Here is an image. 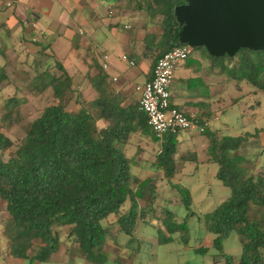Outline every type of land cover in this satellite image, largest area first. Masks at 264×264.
Segmentation results:
<instances>
[{
	"label": "trees",
	"instance_id": "obj_1",
	"mask_svg": "<svg viewBox=\"0 0 264 264\" xmlns=\"http://www.w3.org/2000/svg\"><path fill=\"white\" fill-rule=\"evenodd\" d=\"M107 1L117 15L145 11L146 23L161 17V30L154 28L155 24L145 29L144 50L139 57H151L154 68L168 51L184 45L178 37L181 26L175 7L185 0ZM47 48L43 47L34 66L27 63L24 68H15L13 79H9L5 67H0L1 88L15 84L23 75L33 96H42L49 89L53 96V103L28 123L17 143L1 128L17 122L14 114L22 100L13 95L1 107L0 199L10 215L5 233L14 257L44 262L67 244L68 250L76 246L77 253L87 260L104 263L108 243L128 247L132 254L141 252L144 239L139 231L144 226L155 230L158 244L188 245L190 218L195 216L203 230L196 246L211 234L212 246L224 264H264V166L257 168L262 149L255 158L242 153L244 146L259 140L261 129L239 135L212 129L203 120L212 116L209 105L208 115L192 116L203 126L200 134L208 142V164L218 165L216 178L231 191L216 209L198 215L192 208L191 188L176 180L180 167L198 159L196 152L178 155L180 132L170 131L159 137L140 102L124 105L122 95L112 89L104 71L90 77L86 85H76ZM193 51L186 59L189 64ZM199 53L198 75L191 77L190 83L202 80V62L208 59L209 73L226 74L230 80L247 82L255 92H264V50L243 48L233 57H215L205 48ZM87 88L95 89L93 99L87 98ZM171 106L191 116L172 100ZM136 135L159 145L152 161L153 174L146 177L134 171L139 155L127 151ZM158 181H165L168 188L159 191ZM175 197L188 211L185 216L173 208ZM61 230H66L64 235ZM121 236L128 238L126 244L120 243ZM232 236L239 239V254L225 247ZM195 250L205 254L209 248ZM115 264L127 263L120 256Z\"/></svg>",
	"mask_w": 264,
	"mask_h": 264
},
{
	"label": "crops",
	"instance_id": "obj_2",
	"mask_svg": "<svg viewBox=\"0 0 264 264\" xmlns=\"http://www.w3.org/2000/svg\"><path fill=\"white\" fill-rule=\"evenodd\" d=\"M130 16L138 22L142 19L139 15L134 17L133 12L117 15L116 10L111 8V4L107 0H0V67H5L6 71L8 67H13L14 74L15 68H24L27 63L34 66L35 60L40 56L39 53L46 46L62 62L76 85H86L90 77L104 71L112 89L122 95L124 105L139 103L140 94L136 90V86L151 80L154 66L147 58H139L144 50L141 40H139L143 39L145 32L142 23H138L137 28H134L132 24H125L126 31H120L122 19ZM122 44L129 48H122ZM138 44L140 47L137 48ZM9 53H11L10 56ZM200 54L197 59H201ZM124 55L127 56V59H124ZM131 61H134V64H131ZM103 64H106L107 68L104 69ZM204 72L208 74L203 65V71L200 72L202 80L197 81L201 85L209 84L203 75ZM175 73L174 81L178 78V74L186 82L188 88L195 86L189 82V79L198 75L197 70L193 69L187 61L181 63ZM187 82L190 83V86ZM91 89L87 88L88 91L86 90L87 98L91 96L88 98L89 100L95 97V89ZM88 92H92L93 95ZM179 92L180 89L178 90L173 82L171 87L172 103L191 116L197 115V113L208 115L207 98L199 94L193 97L183 94L179 96ZM220 118L219 115H212L209 118L208 116L204 117L203 120L212 129H218L216 122ZM199 126L202 125L197 123L195 128L187 131L188 136L179 137L180 152L178 155L196 152L198 159L194 162H199V154L196 150L198 145L189 146L186 145V142L193 140L196 142L199 137L203 136L200 134ZM203 137L206 139L205 136ZM207 145L206 139V148ZM205 162H207V158ZM9 219L10 215L6 222L0 221V264H115V260L120 256L125 259L127 264H198L187 259L182 263L176 262L173 257L165 260L168 255L174 256V249H164L161 253H156L153 251V246H150V250H148L147 241L149 239H144L145 235H142L141 231L140 238L142 241L144 239L141 252L132 254L128 247H119L108 243L105 246L108 258L104 263L87 260L77 253L76 246L72 250H68L67 244L61 245L50 260L32 262L30 259L12 255L11 241L5 233V224ZM143 228L149 227L144 226ZM127 241L126 236L120 237L121 244H126ZM180 247L179 244L175 250H180ZM200 247L209 248L204 255L213 256L215 264H224L219 252H212L211 234H206L203 241L199 242L197 246L195 245L194 251L196 252L195 248ZM153 258L157 260L151 262Z\"/></svg>",
	"mask_w": 264,
	"mask_h": 264
},
{
	"label": "rangeland",
	"instance_id": "obj_3",
	"mask_svg": "<svg viewBox=\"0 0 264 264\" xmlns=\"http://www.w3.org/2000/svg\"><path fill=\"white\" fill-rule=\"evenodd\" d=\"M133 13L135 15L134 17H138L137 15H139L142 18L139 21L142 23L141 25L144 30L148 27L152 28L154 24V28L156 27L161 30V17L156 18L155 21H149V23H146L147 14L145 11H136ZM121 22V32L126 31L124 28L125 24H132L134 28H137L139 26L138 23H140L135 21L132 16L129 18L124 17ZM139 40H141V44L143 45V39L140 38ZM121 47L124 49L129 48L125 44H122ZM136 47L138 48L140 45L138 44ZM193 49L194 51L192 53L190 65H192V68L194 69L196 67L199 68L200 66L201 61H198L197 57H199V51L204 48L200 47ZM10 55L11 53H9V56ZM148 61H151V57H148ZM209 63L208 59H203L202 64L204 65V70L207 72L210 65ZM12 71L13 67L7 68L10 79H13L14 74ZM203 75L207 78L206 81L209 82L210 86L209 84L201 85L194 80L191 83L195 84V86L191 87L190 83L187 82L190 86L188 88L186 82H184L177 74L178 78L174 82L175 87L178 90L180 89L178 95L180 96L183 94L184 96L188 95L193 97L199 94L202 97L207 98L206 100L210 107L209 111L211 114L221 116L220 120L216 122V127L226 134L239 135L244 134L245 132L255 133L257 129H261L259 140H253L252 143L244 146L242 148V153H251L253 154L251 156L255 158L256 154L262 149V155H260L257 168L264 166V92H255V88L247 82L244 81L238 83L234 80H230L227 78L226 74L218 75L215 72H208V74L204 72ZM24 77L25 76L22 75L15 84H6L3 88H1L0 85V118L3 113L1 107L8 97L17 95L22 100L14 114V118L17 122L10 128H1V130L10 136L16 143L25 135L28 123L38 117L47 105L53 103L52 89H49L42 96H33V94L27 89L28 79L25 80ZM90 97L91 96L88 98ZM187 131L188 130L181 131L179 137L183 138L188 136ZM186 145H198L196 150L199 154V162H189L183 169L179 166L181 172L176 176V180L181 181L191 188L194 197L192 208L198 215H202L216 209L221 202L230 195L231 191L216 178L215 173L217 172L218 165L205 162L207 158L206 139L201 136L196 142H194V140L186 142ZM158 150L159 145L153 142L150 138L137 135L133 137V143L127 147V151L129 155H139L137 166L134 171L141 177L153 174V170L151 169L152 161L155 159ZM7 157L6 154L5 158L7 159ZM178 165H180V163ZM165 188H168L167 183L165 181H158L159 191H162ZM174 199L176 204L173 208L180 216H185L188 211L184 209L183 206L179 205V198L175 197ZM8 216L9 213L6 210V203L4 200L0 199V221L6 222ZM111 219L113 220L115 217H112ZM190 227L191 238L189 245L180 244V250H175L179 245L177 242L169 245L158 244L157 239L153 237V234H155L153 231L155 230L152 227L142 228L143 230L140 229V231L142 235H145L143 237L144 239H149L147 241L148 250H150V246H153V251L156 253H161L164 249H174V256L168 255L165 257V260L172 259L170 257H173L176 262L181 263L187 259L198 264H215L213 256L204 255L194 251V246L196 242L199 241L200 234L202 233L203 235V230L201 232L197 217L192 216L190 218ZM65 231L66 230H61V234L64 235ZM237 241H239L238 237L232 236L225 243L226 249L232 253L239 254L241 251V245H239V242L237 243ZM212 249V252H217L214 247ZM156 260V258H153L151 262H155Z\"/></svg>",
	"mask_w": 264,
	"mask_h": 264
},
{
	"label": "water",
	"instance_id": "obj_4",
	"mask_svg": "<svg viewBox=\"0 0 264 264\" xmlns=\"http://www.w3.org/2000/svg\"><path fill=\"white\" fill-rule=\"evenodd\" d=\"M175 7L180 43L215 57L264 50V0H185Z\"/></svg>",
	"mask_w": 264,
	"mask_h": 264
},
{
	"label": "built area",
	"instance_id": "obj_5",
	"mask_svg": "<svg viewBox=\"0 0 264 264\" xmlns=\"http://www.w3.org/2000/svg\"><path fill=\"white\" fill-rule=\"evenodd\" d=\"M188 45L177 46L162 56L155 65L151 80L138 84L141 108L147 113L154 132L163 137L170 131L181 132L197 126L192 116L171 106V87L177 66L186 61L190 53ZM127 59V56H123ZM134 64V61H131ZM203 131V126H199Z\"/></svg>",
	"mask_w": 264,
	"mask_h": 264
}]
</instances>
